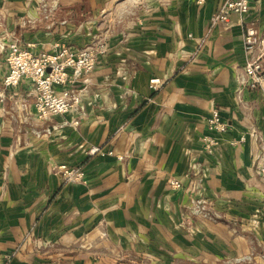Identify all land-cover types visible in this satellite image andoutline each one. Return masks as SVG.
<instances>
[{
  "label": "crops",
  "instance_id": "0c3cea01",
  "mask_svg": "<svg viewBox=\"0 0 264 264\" xmlns=\"http://www.w3.org/2000/svg\"><path fill=\"white\" fill-rule=\"evenodd\" d=\"M61 1L68 24L54 32L72 40L85 16L86 44L106 53L86 82L84 121L47 134L33 84L4 89L1 47L58 39L28 25L39 0H0V264H264L252 246L253 235L264 246V93L240 82L264 0L228 26L211 24L227 0ZM213 109L230 128L207 154ZM90 145L114 154L89 158ZM192 162L207 165L204 180L186 177ZM62 164L82 166L86 183H64L52 170Z\"/></svg>",
  "mask_w": 264,
  "mask_h": 264
},
{
  "label": "built area",
  "instance_id": "2783aa9c",
  "mask_svg": "<svg viewBox=\"0 0 264 264\" xmlns=\"http://www.w3.org/2000/svg\"><path fill=\"white\" fill-rule=\"evenodd\" d=\"M195 1L200 5L205 3V0ZM250 7L251 0H227L222 9L212 16L211 24L212 26H228V18L232 14L248 15ZM24 47L26 44L11 47L9 64L12 72L6 80L7 86L15 88L22 78H31L38 84L41 103L37 108L41 116L46 117L48 114H55L61 118L68 116L79 104H82L84 95L87 93L84 89L82 91L73 90L71 85L82 79H85V83L88 81L86 78L101 65L105 49L100 48L96 52L94 49L97 47L88 46L89 48H83L75 53L69 48H63L53 55L35 56L25 51ZM244 49L246 63L240 79L241 86L251 91L258 90L264 93V35L253 28L246 29ZM124 72L127 75H133L136 70L130 66ZM162 86L163 82L158 78L150 81V87L154 90ZM79 119V114H77L70 126L77 127L81 122ZM206 127L210 136L204 139V150L207 154H212L218 146L217 138L227 133L230 125L219 109H213L206 120ZM44 132L50 134L51 130L46 128ZM85 153L91 157L112 155V151L95 145H91ZM261 165H258L257 172L259 177L264 179V166ZM190 166L196 172L201 171L204 175L206 172L208 174V167L205 163L192 162ZM61 169L65 170L64 173L69 183H81V180L85 183L84 173L79 167L64 165ZM170 186L177 191L183 188L177 180L171 181ZM193 206L189 208L193 215L202 214L204 203L201 200L194 201ZM213 215L216 216V214Z\"/></svg>",
  "mask_w": 264,
  "mask_h": 264
},
{
  "label": "rangeland",
  "instance_id": "374dc122",
  "mask_svg": "<svg viewBox=\"0 0 264 264\" xmlns=\"http://www.w3.org/2000/svg\"><path fill=\"white\" fill-rule=\"evenodd\" d=\"M39 2L41 3L40 6L36 5L37 15H33L34 16L33 19L29 18L31 16L27 17V22L29 21L28 25H29V27H31L30 29H32V30H35L36 28L41 27L44 30V32L47 34V39H52L54 36H56L58 40L54 43L48 42V44H47L46 42H42L40 45L39 44L37 45L38 42L35 41V39L31 38L30 40H26V42L25 41L24 42L13 41V42L9 43V45H7V46L1 44L2 45L1 50L3 52H5V60H6L7 68H8L7 74H6L4 81H3V87L6 91L11 92L12 94H15L17 89H19V87L23 81L31 82L33 84V88H34L33 89L34 90V95H33L34 101L32 104L33 105V113L39 121L48 122V124L46 125L47 127L46 126L45 127L50 128L51 133H55V132H57V130H59L60 125L63 126L65 124L64 126H70L71 125L70 123H73L75 121L77 114H79V117H80L79 121H81V122L84 121L85 112H84L83 104H79L78 107L74 111H72L68 116H66L64 118L57 117V115H55V114H48L46 117L41 116V114L39 113L38 108H37V106L41 102H40V96H39V92H38V84L36 83V81H34L31 78L24 77L20 80V82L18 83V85L15 88H10L6 84V80L12 72V68L9 64L11 47L13 45L26 44V47H24L26 49L25 51L30 52L31 54L33 53L35 56H42L43 54L53 55V54H56L58 51H60L63 48H69L72 51H74L75 53L80 52L79 50H81L83 48H89L88 45L86 44L87 43V33H86V29H85L86 28L85 27L86 20H85V16H82L80 20L77 19L76 17H72L71 20L77 19L78 22H80L82 25H79L77 27V32L73 34V38L71 40L70 35H61L62 33H60V32H58V33L54 32V28L57 27V24L60 25V23H61V24H63V25H61L63 27L67 26V24H68V22L66 23L65 21H62V20H64L63 18L65 17V14H66L65 12H60V7H63L62 1L61 0H39ZM196 3L198 5H200L197 1H196ZM84 8H85V3H84ZM61 18H62V20H60ZM53 40H55V39L53 38ZM100 46H101V44H99V46L97 48H95L94 51L98 52V50L100 48L101 49L103 48ZM20 47H22V46H20ZM105 53L106 52L104 51V55H105ZM97 69L93 73H95L97 71ZM93 73H91L86 78L88 81H89V77ZM84 80L85 79H82V81H76L74 84L71 85V88L73 90H76V91H82L84 89V90L88 91V93H89V90H90L89 86L86 85ZM57 88L60 89V87H57ZM54 119H59V121H57V123L55 121V124L49 126V123L54 121ZM24 122H25V119H24ZM39 134L40 133L37 132V135H39ZM107 151H110V150H107ZM113 154L114 153L112 151L111 156H113ZM88 157L94 158L93 156L92 157L88 156ZM99 157H104V156H99ZM64 165H67V164L53 166L52 170L54 173L59 174L63 178L64 183L71 184V183H69L67 175L64 173L65 170L61 169V167H63ZM261 166H264V163ZM79 168L84 173V180L86 183V175H85L84 169L82 166H79ZM191 168L192 167L189 165V170L187 171V175H186L187 178L194 179V183H196V181L198 182L199 180L205 179V175L207 174V172L204 175L203 172H201V171L196 172V171H194L193 168L191 171L190 170ZM174 180L175 179H172L171 181H174ZM171 181L169 182V185H170ZM177 181H179V180H177ZM81 183L85 184L83 180H81ZM180 183H181L183 188L178 190V191H182L184 189L183 183L182 182H180ZM253 225H255V223H253L252 226Z\"/></svg>",
  "mask_w": 264,
  "mask_h": 264
},
{
  "label": "water",
  "instance_id": "95a60500",
  "mask_svg": "<svg viewBox=\"0 0 264 264\" xmlns=\"http://www.w3.org/2000/svg\"><path fill=\"white\" fill-rule=\"evenodd\" d=\"M252 241L254 255L257 257H262L264 259V246L261 245L260 241L254 235L252 236Z\"/></svg>",
  "mask_w": 264,
  "mask_h": 264
}]
</instances>
